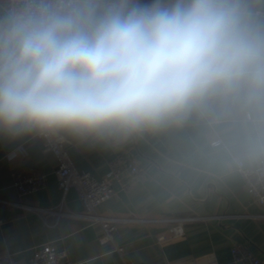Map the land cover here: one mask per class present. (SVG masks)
Masks as SVG:
<instances>
[{
	"label": "clouds",
	"instance_id": "1",
	"mask_svg": "<svg viewBox=\"0 0 264 264\" xmlns=\"http://www.w3.org/2000/svg\"><path fill=\"white\" fill-rule=\"evenodd\" d=\"M191 119L264 164V0H0V131L122 142Z\"/></svg>",
	"mask_w": 264,
	"mask_h": 264
},
{
	"label": "crops",
	"instance_id": "2",
	"mask_svg": "<svg viewBox=\"0 0 264 264\" xmlns=\"http://www.w3.org/2000/svg\"><path fill=\"white\" fill-rule=\"evenodd\" d=\"M228 135L191 119L122 142L63 137L77 167L97 178L107 175L113 161L138 159L140 171L132 186L114 181V193L98 208L101 214L187 218L177 235L172 232L176 222H118L115 243L125 248L120 254L112 243L101 241L100 224L81 216L83 204L74 189L65 196L64 209L79 215L49 214L45 219L44 213L25 207L62 201L56 157L35 134L0 131V252L12 254L18 264H30L34 247L52 242L67 249L74 264H125V259L131 264H235L231 249L240 243L264 262V209L246 190L237 164L228 162ZM217 140L221 142L214 144ZM13 150L17 156L9 159ZM17 166L45 173L46 185L21 195L11 175ZM161 234L166 238L160 240Z\"/></svg>",
	"mask_w": 264,
	"mask_h": 264
},
{
	"label": "built area",
	"instance_id": "3",
	"mask_svg": "<svg viewBox=\"0 0 264 264\" xmlns=\"http://www.w3.org/2000/svg\"><path fill=\"white\" fill-rule=\"evenodd\" d=\"M144 2H148L145 1ZM36 135V134H35ZM40 138L46 150L51 151L56 157L57 168L55 170L58 185L63 193V199L57 206L34 207L25 205L27 209L42 212L45 219L49 214H55L58 217L68 215L76 216L70 210H65V196L74 189L82 204L84 211L81 216H85L93 223H98L102 227L100 239L105 243H112V250L123 254L125 248L123 245L115 243V231L117 223L126 221H167L176 222L172 232L177 235L182 232L183 221L187 218H122L117 216H105L98 211L99 206L114 193V181L120 182L125 187H131L134 182V176L140 171L138 159L130 156L126 161L116 160L111 164V169L103 178H97L86 170L79 169L70 154L63 137H43ZM221 141H214L219 144ZM17 150L8 154L9 159L17 156ZM237 170L241 174L246 190L253 199L264 209V164L249 166L245 163L237 164ZM13 184L21 195L37 191L47 183L46 174L33 168L17 166L11 171ZM264 215V213H263ZM204 218V217H202ZM166 238V234L159 236L160 240ZM232 257L235 264H264L261 257L251 251L247 246L236 243L232 246ZM125 264H131L125 259ZM0 264H18L17 260L10 253L0 252ZM30 264H74L65 248H59L52 242H46L34 247Z\"/></svg>",
	"mask_w": 264,
	"mask_h": 264
}]
</instances>
